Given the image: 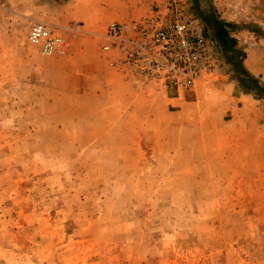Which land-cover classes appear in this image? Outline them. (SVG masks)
Segmentation results:
<instances>
[{"label": "rangeland", "instance_id": "1", "mask_svg": "<svg viewBox=\"0 0 264 264\" xmlns=\"http://www.w3.org/2000/svg\"><path fill=\"white\" fill-rule=\"evenodd\" d=\"M6 1L0 264H264V94L240 69L264 88V0H181L217 66L177 105L170 87L114 66L106 26ZM197 9L227 26L231 47ZM34 20L60 32L64 52L28 41ZM233 50L240 66L224 55Z\"/></svg>", "mask_w": 264, "mask_h": 264}, {"label": "built area", "instance_id": "2", "mask_svg": "<svg viewBox=\"0 0 264 264\" xmlns=\"http://www.w3.org/2000/svg\"><path fill=\"white\" fill-rule=\"evenodd\" d=\"M99 37L102 52L114 57L118 70L182 97L216 70L214 45L181 0H167L146 17L111 22ZM27 39L47 55L66 49L60 32L42 20L30 24Z\"/></svg>", "mask_w": 264, "mask_h": 264}, {"label": "crops", "instance_id": "3", "mask_svg": "<svg viewBox=\"0 0 264 264\" xmlns=\"http://www.w3.org/2000/svg\"><path fill=\"white\" fill-rule=\"evenodd\" d=\"M24 3L31 0H23ZM167 0H32L33 6L20 5V0L6 1L2 5L8 12L30 11L32 14H56L52 19L61 25H75L82 29L104 28L114 21L141 18L151 15L154 10L164 7ZM169 100L177 105L181 96L174 89ZM166 92V91H165Z\"/></svg>", "mask_w": 264, "mask_h": 264}, {"label": "water", "instance_id": "4", "mask_svg": "<svg viewBox=\"0 0 264 264\" xmlns=\"http://www.w3.org/2000/svg\"><path fill=\"white\" fill-rule=\"evenodd\" d=\"M197 12L201 20L213 28L214 36L222 46L231 47L234 44V39L229 37L228 32L224 26V23L220 22L214 16L208 17L207 15L203 14L198 9H197ZM224 55L226 56V58L231 60L232 63L240 62V60L237 57L238 51L236 50H233L231 54H228L226 51H224ZM254 87L258 92H261L262 94H264L263 89H260L256 85Z\"/></svg>", "mask_w": 264, "mask_h": 264}, {"label": "trees", "instance_id": "5", "mask_svg": "<svg viewBox=\"0 0 264 264\" xmlns=\"http://www.w3.org/2000/svg\"><path fill=\"white\" fill-rule=\"evenodd\" d=\"M238 65L240 66L241 64L240 63H238ZM240 69L242 70V72L244 73V74H246V76L248 77V81L249 82H247V83H245L244 82V86L245 87H247L248 89H250V90H252L255 94H259V93H261V92H258L256 89H255V85L256 86H258L260 89H263L264 90V88H261L256 82H257V80L254 78V77H252V76H250V75H248V73L246 72V70L244 69V67L243 66H240Z\"/></svg>", "mask_w": 264, "mask_h": 264}, {"label": "flooded vegetation", "instance_id": "6", "mask_svg": "<svg viewBox=\"0 0 264 264\" xmlns=\"http://www.w3.org/2000/svg\"><path fill=\"white\" fill-rule=\"evenodd\" d=\"M225 27L227 28V26L225 25Z\"/></svg>", "mask_w": 264, "mask_h": 264}]
</instances>
